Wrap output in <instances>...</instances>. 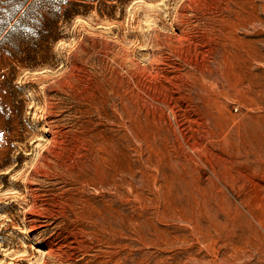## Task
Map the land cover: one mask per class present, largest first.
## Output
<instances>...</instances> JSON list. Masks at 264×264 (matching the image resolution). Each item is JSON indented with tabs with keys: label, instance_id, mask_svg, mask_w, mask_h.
Instances as JSON below:
<instances>
[{
	"label": "rangeland",
	"instance_id": "rangeland-1",
	"mask_svg": "<svg viewBox=\"0 0 264 264\" xmlns=\"http://www.w3.org/2000/svg\"><path fill=\"white\" fill-rule=\"evenodd\" d=\"M0 264H264V0H0Z\"/></svg>",
	"mask_w": 264,
	"mask_h": 264
},
{
	"label": "bare ground",
	"instance_id": "bare-ground-1",
	"mask_svg": "<svg viewBox=\"0 0 264 264\" xmlns=\"http://www.w3.org/2000/svg\"><path fill=\"white\" fill-rule=\"evenodd\" d=\"M118 43H120L121 45H123V41L121 40H117ZM54 140H50V143H52ZM40 144V143H39ZM38 144V145H39ZM41 155L40 153L36 155L35 158V163L37 162V164L39 165L40 161L42 162V160L40 159ZM13 171H15L14 168H9V170L7 172L12 173ZM39 174H41V176L47 177L48 174L47 173H43L36 167L34 168L30 173L27 174H23V173H17L15 176L19 179V180H23L24 182L26 181H30L31 179H33L32 176H38ZM37 188H33V186H28L27 192L24 195V198L26 199L27 203H29V207H28V214L32 217L31 221H32V225H31V229L36 227V222H41V218H46V219H50L52 218L53 215V211H51L48 207L43 206V207H39L38 206V201H39V196L37 195ZM27 198H29L27 200Z\"/></svg>",
	"mask_w": 264,
	"mask_h": 264
}]
</instances>
